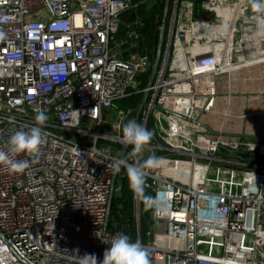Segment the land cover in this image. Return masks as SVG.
Segmentation results:
<instances>
[{
	"label": "built area",
	"instance_id": "built-area-1",
	"mask_svg": "<svg viewBox=\"0 0 264 264\" xmlns=\"http://www.w3.org/2000/svg\"><path fill=\"white\" fill-rule=\"evenodd\" d=\"M253 2L201 0L196 9L195 0H172L163 66L141 88L150 59L121 56L126 43L116 38L133 0H0V150L35 126L38 112L48 117L39 154L16 157L27 169L0 164V264H80L85 254L99 264L122 233L108 220L128 179L114 161L140 166L160 151L145 168L154 201L146 242L134 195L136 241L150 264H264V163L241 158L264 161V136L206 139L202 124L219 76L264 64V11ZM135 95L148 96L138 123L147 129L153 120L154 131L133 154L122 127L142 102L116 105Z\"/></svg>",
	"mask_w": 264,
	"mask_h": 264
},
{
	"label": "crops",
	"instance_id": "crops-1",
	"mask_svg": "<svg viewBox=\"0 0 264 264\" xmlns=\"http://www.w3.org/2000/svg\"><path fill=\"white\" fill-rule=\"evenodd\" d=\"M131 32L130 30L125 38L117 39L118 42L126 43L120 50V55L126 58L132 54L147 55L150 58L148 50L144 53L139 52L141 38L140 45L129 40ZM153 64L152 62L151 69ZM216 89L215 107L212 112L204 114L202 117V124L206 130V135L203 136L206 139L222 138L259 142L264 136V64L219 76L216 80ZM116 107L118 106L116 105ZM111 115L113 112H108L106 119ZM210 133H215V135ZM146 152L151 156L149 151ZM160 152L166 155L165 152ZM218 157L224 159L225 153L219 152ZM241 158L243 163H248L250 160L258 165L264 163L263 160L255 158L253 154L252 157L242 156Z\"/></svg>",
	"mask_w": 264,
	"mask_h": 264
},
{
	"label": "clouds",
	"instance_id": "clouds-1",
	"mask_svg": "<svg viewBox=\"0 0 264 264\" xmlns=\"http://www.w3.org/2000/svg\"><path fill=\"white\" fill-rule=\"evenodd\" d=\"M253 9L264 11V0H254ZM63 69H61L62 71ZM51 69L50 72H55ZM35 126L22 127L16 130L7 141V152L0 150V164L7 165L11 170L23 172L29 165L28 160L16 159L22 153L35 156L39 154V147L44 135L42 126L48 117L43 112H38L35 117ZM153 133L134 120H130L122 127V142L125 146L131 145L133 154L142 151L143 147L152 140ZM157 158L149 157L143 166L128 163L121 158L113 163V171L119 173L121 167L125 168L129 179V187L134 195L145 200L153 201V198L146 196L145 189V168L154 167ZM154 202V201H153ZM150 254L147 248L140 241L132 242L130 237L124 233H118L111 240V246L103 253V259L99 264H150ZM80 264H98L95 254L80 256Z\"/></svg>",
	"mask_w": 264,
	"mask_h": 264
},
{
	"label": "trees",
	"instance_id": "trees-1",
	"mask_svg": "<svg viewBox=\"0 0 264 264\" xmlns=\"http://www.w3.org/2000/svg\"><path fill=\"white\" fill-rule=\"evenodd\" d=\"M134 7L122 15V24L117 39H122L127 36V33L136 31L140 36L142 43L139 47V52L144 53L148 50L150 55L151 65L154 63L158 43L160 38V27L163 20L165 0H133ZM201 0H195L196 9L200 8ZM172 3L169 12V20L171 17ZM200 13L197 17H201ZM126 20V21H125ZM168 32V29H167ZM167 36V35H166ZM150 73L141 78V88L148 86ZM142 102V95H135L129 99L119 102L117 106L122 109L139 108ZM147 129L153 133L154 123L150 120L147 124ZM164 153L159 152L157 156H162ZM156 156V157H157ZM144 162L140 163L143 166ZM146 196L152 197V192L144 189ZM140 227L143 235V242H146V233L151 228L153 216V201L145 200L140 197ZM117 223V228L124 234L130 237L132 242L136 241V215H135V201L134 194L129 187V179L124 182L122 196L113 200L110 223Z\"/></svg>",
	"mask_w": 264,
	"mask_h": 264
},
{
	"label": "water",
	"instance_id": "water-1",
	"mask_svg": "<svg viewBox=\"0 0 264 264\" xmlns=\"http://www.w3.org/2000/svg\"><path fill=\"white\" fill-rule=\"evenodd\" d=\"M171 3L172 0H165V8H164V14H163V20H162V24L160 27V38H159V43H158V50H157V55L153 64V67L151 69V73H150V77H149V82H148V88H151L154 84V82L157 79V76L163 66V60H164V56H165V50H166V46H167V39H166V35H167V29H168V20H169V12H170V7H171ZM129 40L133 43H136L138 45H140L141 40L140 37L138 35V33L136 31H132L129 35ZM147 95L144 96V99L142 101V105L139 108L137 117H136V122H139L141 113L146 105V100H147ZM211 135H215V133H210ZM244 157H252L251 153H247L245 155H243ZM112 206H113V199L111 198L110 203H109V207H108V220L111 217V211H112Z\"/></svg>",
	"mask_w": 264,
	"mask_h": 264
},
{
	"label": "rangeland",
	"instance_id": "rangeland-1",
	"mask_svg": "<svg viewBox=\"0 0 264 264\" xmlns=\"http://www.w3.org/2000/svg\"><path fill=\"white\" fill-rule=\"evenodd\" d=\"M211 178L212 179L216 178V174L214 172H212ZM223 178H225V177L223 176ZM227 179H229V177H227ZM247 244H248V246H250V244H251V239L250 238L248 239V243ZM200 252H201L202 255H206V254H208L209 249L206 246H202L201 249H200ZM213 254L215 256H220L222 253H221L220 249L216 248V249H214Z\"/></svg>",
	"mask_w": 264,
	"mask_h": 264
}]
</instances>
